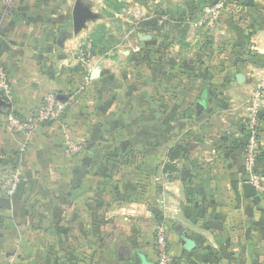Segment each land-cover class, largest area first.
Segmentation results:
<instances>
[{
    "label": "crops",
    "instance_id": "1",
    "mask_svg": "<svg viewBox=\"0 0 264 264\" xmlns=\"http://www.w3.org/2000/svg\"><path fill=\"white\" fill-rule=\"evenodd\" d=\"M77 1L0 0V177L12 173L18 166L17 154L26 148L22 158L25 174L32 179L29 185L33 182L36 192L39 176L43 182H56L58 175V185L43 187L60 193L58 203L57 197L50 199L59 210V231L49 235L50 249L43 248L42 253L35 228L20 227L23 220L40 223V209L32 203L27 218L21 219L24 209L17 194L6 198L7 208L1 206L5 198H0V264H157L160 227L167 231L173 264H264V198L257 194L247 198L243 189L248 182L244 149L249 109L257 87L264 85V0H120L129 3L128 14L141 16V21L154 18V27L142 22L129 27L143 47L154 43L160 49L154 70L139 65L138 89L130 75L135 64H124L121 71L116 60L109 61L108 89L117 100L110 106L108 124L126 131L132 119L130 102L138 98L146 104L145 121L162 129L170 125L174 139L169 148L185 151L173 162L171 174L164 169L165 162H171L168 149L155 154L154 161L161 166L156 168L159 196L152 210L141 201L101 205L86 194L115 191L114 183L98 177L126 171L119 163L133 142L143 141L141 136L120 137L112 130L106 139L107 157L100 158L94 150L73 157L60 150L62 139L56 137L47 138L52 151H39L45 140L43 128L32 137L4 130L6 113L25 115L49 94L66 102L69 92L86 91L83 98L92 93L91 84L97 86L94 91L102 90L103 60L76 53L88 40L87 24L100 19L96 7L106 6L103 0H79L94 19L76 33ZM165 48L186 50L170 54ZM96 69L102 75L92 79ZM198 103L204 105L201 113ZM257 106L264 149L263 98ZM98 138L83 140L90 139L94 147ZM45 156L50 163L42 169L39 161ZM89 159L92 164L86 162ZM102 159L108 160L99 163ZM19 189L18 185L14 192Z\"/></svg>",
    "mask_w": 264,
    "mask_h": 264
},
{
    "label": "rangeland",
    "instance_id": "2",
    "mask_svg": "<svg viewBox=\"0 0 264 264\" xmlns=\"http://www.w3.org/2000/svg\"><path fill=\"white\" fill-rule=\"evenodd\" d=\"M109 1V2H108ZM106 8L96 7V11L99 13L100 19L95 22H89L90 30L87 32V41L81 44V49L79 52L77 51L76 57L80 58H100L103 60L102 67H104L105 71L103 75H105V79H103L104 85H102V90L94 91V88L97 86L91 84L92 93L86 96L82 94L86 93V91L75 90L66 94V102L60 98L58 94H49L47 95L43 101L36 106V108L25 114L18 115L14 112H8L3 116L4 120V130L12 135H23V136H33L40 129H42V135L45 137L42 145L39 147V151L47 152L52 151L51 143L47 138L56 137L61 140V148L68 153L70 156L75 157L76 155L85 154L88 152L99 151L100 158H105V151L107 149V137L112 135V128L108 124V112L110 106H112L117 100V97H114L112 94V90L108 89V63L109 61L116 60L121 66V71L123 70L124 64L132 65L135 64V71H131L132 78L135 79V88L141 87L140 80V72L139 65L141 63L146 64L147 68L150 70H154L152 68V63H155V57L157 54V50L160 48H156L155 44L148 45L143 47L136 39L135 35L137 32H131L129 25L134 23H149L152 27H154V18L148 19L147 21H141L142 17L132 16L128 14L130 9V4L125 3L120 0H103ZM15 3V2H14ZM12 4V7L14 5ZM103 3V4H104ZM10 6V5H9ZM151 8L155 9V4L151 5ZM118 13L119 15H115L114 13ZM148 24V25H149ZM88 26H86L87 28ZM152 34L155 31H151ZM164 33L163 35H166ZM87 47L84 48L83 47ZM184 48L172 49L165 48L163 49L164 53L169 52L172 53H180L185 51ZM167 61L171 62V58ZM145 67V66H143ZM110 68V67H109ZM120 71V70H119ZM165 87H169L170 84L165 83ZM155 88V82H151L149 87ZM85 90V89H84ZM52 103L58 104L62 103L64 108L62 112H57L55 110L54 116L50 115L49 120L36 122V116L38 113V109L48 107ZM146 105V104H145ZM145 105L139 103V99L136 98L130 102L129 118L131 119V124L128 129L122 128L119 126L116 130H113L116 135L122 137L125 133L133 138L141 136L143 141L132 144L130 150L124 155L125 160L120 161V167H126V171L117 172L113 175H103L101 174L98 178L101 180L104 178V182H112L115 185V191H96V192H87L88 196H94L97 200L100 201L101 205H106V203L111 202H122L127 206H131L137 202H144L147 204V208L150 210L154 209V205L159 196V191L156 186V168H159L161 165L155 163L154 157L155 154L161 153V151H169L172 147V140L174 139V130L170 125H164V128H157L154 122H146L144 119L145 115ZM117 107H120V111H124L126 109L121 103L117 104ZM261 113H264V108L261 110ZM29 116L27 117V115ZM144 114V115H143ZM154 113H150V116ZM147 115V113H146ZM10 116L16 117V119L21 123H26L29 119L31 120V129L28 131L22 132L18 131L16 128L12 127L9 124L8 118ZM146 117V116H145ZM147 118V117H146ZM81 120V123H80ZM146 122V123H145ZM101 137L94 141H97L95 146L93 147L91 144V140H83L86 137ZM159 136H162L164 143L161 144V140ZM160 142V143H159ZM170 145V146H169ZM39 146V145H38ZM176 147V146H175ZM174 147V148H175ZM24 150V151H23ZM27 149L24 148L19 151L17 156L19 157V161L17 163V167L12 170L11 174L4 175L0 177V180H4L8 182L14 173L18 172L19 178V186L20 189L12 194L1 193L0 198H13L16 194L18 197V201L21 203V219L27 218L28 209L30 206H34L36 204V208L40 209V223L37 222L36 225L27 224L26 222L21 221L20 227L27 230L28 227H34L35 234L38 238L37 244L39 243L38 252L43 251V248L50 249L51 241L50 236L52 233H58L59 231V210L58 207H55V204L51 205V197L53 200L59 201V191L51 192L47 187L46 189L43 187V184L47 185H58V175H55V181H46L43 182V176L40 177V181L36 180V185L38 187L37 191L32 188L33 182L31 185V180L25 174L26 167L23 159V152H26ZM58 152V150H57ZM107 157V156H106ZM44 161L41 160L39 163L42 165V169L49 166L50 161L47 156L44 157ZM122 158V157H121ZM123 159V158H122ZM108 159H102L99 163H105ZM58 163V160H56ZM86 162L92 164V160H87ZM91 166V165H89ZM103 166V164H102ZM100 165V167H102ZM172 166H175L174 163L167 160L164 165V169H168L170 174L172 173ZM24 168V169H23ZM146 170V174L143 173ZM43 170H41V174ZM141 173V174H140ZM49 180V175L46 176ZM107 178V180H106ZM91 180V178H89ZM47 210H46V207ZM50 207V208H49ZM38 213V209H37ZM23 214V215H22ZM153 215H155V211L153 210ZM47 219H45V217ZM25 217V218H23ZM45 219V220H43Z\"/></svg>",
    "mask_w": 264,
    "mask_h": 264
},
{
    "label": "built area",
    "instance_id": "3",
    "mask_svg": "<svg viewBox=\"0 0 264 264\" xmlns=\"http://www.w3.org/2000/svg\"><path fill=\"white\" fill-rule=\"evenodd\" d=\"M1 73V72H0ZM264 100V85L257 87L255 100L250 107V115L247 121V137L245 152L246 173L248 175V182L252 184L256 190V194L264 198V149L260 139L259 129V115L260 109L257 106L258 100ZM257 101V103H256ZM64 106L62 103H52L48 107L38 109L36 122L49 120V116L53 115L55 110L59 113L62 112ZM8 122L12 127L18 131H28L31 129V120L21 124L16 117L10 116ZM19 185L18 172L14 173L8 182L0 180V194H12ZM155 249L157 252V264H173V257L170 249V242L168 239L167 231L164 227L157 229V236L155 240Z\"/></svg>",
    "mask_w": 264,
    "mask_h": 264
},
{
    "label": "water",
    "instance_id": "4",
    "mask_svg": "<svg viewBox=\"0 0 264 264\" xmlns=\"http://www.w3.org/2000/svg\"><path fill=\"white\" fill-rule=\"evenodd\" d=\"M73 19H74V26L75 32L78 33L82 29L86 27V23L92 19H94V15L90 12L88 7L83 6L80 1L78 0L73 11ZM102 73L100 69H96L92 72V79H98L101 77ZM199 113L204 111V105L198 103L197 105ZM244 193L247 198L256 196V190L252 184L249 182H245L243 185ZM1 206L7 208L10 206L9 199H2Z\"/></svg>",
    "mask_w": 264,
    "mask_h": 264
},
{
    "label": "trees",
    "instance_id": "5",
    "mask_svg": "<svg viewBox=\"0 0 264 264\" xmlns=\"http://www.w3.org/2000/svg\"><path fill=\"white\" fill-rule=\"evenodd\" d=\"M185 156L184 149L180 147H175L170 150L169 152V160L173 163L176 159L182 158Z\"/></svg>",
    "mask_w": 264,
    "mask_h": 264
}]
</instances>
